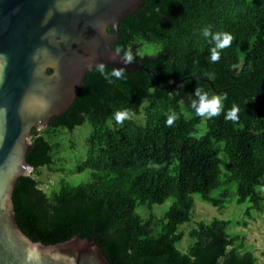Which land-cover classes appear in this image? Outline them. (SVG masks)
<instances>
[{
	"label": "trees",
	"instance_id": "trees-1",
	"mask_svg": "<svg viewBox=\"0 0 264 264\" xmlns=\"http://www.w3.org/2000/svg\"><path fill=\"white\" fill-rule=\"evenodd\" d=\"M141 1L119 25L112 49L131 51L161 86L183 81L159 90L143 70L111 83L96 68L89 71L73 105L51 119L44 135L32 132L33 170L13 196L17 223L44 245L75 236L95 241L110 264H258L245 238L230 233L231 219L199 222L187 252L178 245L181 227L193 220L195 195L219 210L235 200L248 203V217L264 212V0ZM208 25L234 37L215 62L201 35ZM197 87L226 94L218 115L195 114ZM233 106L238 118L225 119ZM122 109L129 117L117 123L113 115ZM171 113L178 118L166 125ZM84 124L91 129L88 149L75 171L87 179L63 178L58 191L46 194L36 178L40 169L55 165L62 131ZM169 198L171 207L159 217L154 207Z\"/></svg>",
	"mask_w": 264,
	"mask_h": 264
},
{
	"label": "water",
	"instance_id": "water-1",
	"mask_svg": "<svg viewBox=\"0 0 264 264\" xmlns=\"http://www.w3.org/2000/svg\"><path fill=\"white\" fill-rule=\"evenodd\" d=\"M142 5L0 0V264H110L95 241L79 236L56 245L32 241L17 223L13 196L18 180L33 170L27 162L33 130L48 127L73 105L98 63L128 73L143 70L159 90L183 81L161 86L146 65L124 64L112 49L119 25Z\"/></svg>",
	"mask_w": 264,
	"mask_h": 264
},
{
	"label": "rangeland",
	"instance_id": "rangeland-1",
	"mask_svg": "<svg viewBox=\"0 0 264 264\" xmlns=\"http://www.w3.org/2000/svg\"><path fill=\"white\" fill-rule=\"evenodd\" d=\"M147 51L151 52V49ZM90 130V126L84 124L83 126L77 127L71 134L62 131L59 138L62 139V150L56 156L55 165L51 169L41 168L39 171L41 174L36 177L39 182V187L46 194L50 195L53 191H58L59 181L63 178L74 183L87 179L88 173L79 174L75 171V167L79 161L81 162L86 158L88 149L86 139ZM37 132L44 135L46 128H39ZM32 138L30 142H32ZM259 191L264 194V189L260 188ZM194 198L195 210H193V220L181 227L184 233V239L178 245L180 251L187 252L191 243L189 232L199 222H208L214 218L231 219L233 224L230 227V233L243 236L247 248L257 257L258 264H264V212H252V215L248 217L246 214V206H248V203L238 206L236 201L232 200L224 209L219 210L209 203L202 201L197 195ZM173 201V198H169L162 205H156L154 207L155 213L159 217L162 216L171 207ZM141 214L146 217L145 212H141Z\"/></svg>",
	"mask_w": 264,
	"mask_h": 264
},
{
	"label": "clouds",
	"instance_id": "clouds-1",
	"mask_svg": "<svg viewBox=\"0 0 264 264\" xmlns=\"http://www.w3.org/2000/svg\"><path fill=\"white\" fill-rule=\"evenodd\" d=\"M212 26L208 25L201 29V35L205 40L212 45L210 47V60L215 62L220 59V51L228 47L232 40L233 35L227 31H212ZM118 52L123 51L118 49ZM134 56L131 51H123V55L120 57V61L124 64L132 63ZM96 71L100 73L109 83L112 82V78L122 79L124 77L123 69L113 68L112 71H106L103 63H98L96 66ZM194 94L198 98L191 102V107L194 109L195 114L201 117L211 118L218 115L223 108V101L226 99V94L221 95H210L208 91L203 90L202 88H195ZM238 109L233 106L231 110L227 111L225 119H231L235 121L237 117ZM129 110L122 109L117 110L113 118L117 123H121L124 119L129 117ZM178 118L176 113H171L167 115L165 120L166 125H172L173 121ZM31 260V256L28 257Z\"/></svg>",
	"mask_w": 264,
	"mask_h": 264
}]
</instances>
